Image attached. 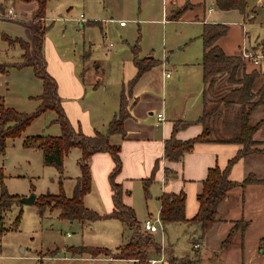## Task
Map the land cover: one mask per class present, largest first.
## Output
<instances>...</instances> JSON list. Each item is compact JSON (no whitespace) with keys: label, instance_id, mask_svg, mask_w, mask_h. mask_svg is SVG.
<instances>
[{"label":"rangeland","instance_id":"1","mask_svg":"<svg viewBox=\"0 0 264 264\" xmlns=\"http://www.w3.org/2000/svg\"><path fill=\"white\" fill-rule=\"evenodd\" d=\"M17 1L15 0L14 5H11L8 4L10 0H0V14L2 15L0 17L2 19L0 21V65H4L3 71L0 72V103L15 111L31 114L39 104L36 97L42 91L41 81L34 76L29 67L22 69L12 67L20 61L19 51L22 50L16 44H11L3 38V36L11 39L19 38L26 42L32 39L30 30L18 23L21 16L18 14L19 2ZM86 1L88 10L87 6L82 5V0H48L44 15L45 25L48 27L45 35L56 48L65 52L66 58L75 62L76 67L83 72V80L87 86L85 97L86 101H89V107L90 82L97 83V91L92 96L107 100L105 109H101L99 114L110 111V103L119 98L122 86L131 78L134 70L131 63L134 46L140 57L149 54L153 59L158 60L157 66L148 74V80L155 87V97L163 102L167 96V85L160 78V64L163 68L165 67V73L168 72L166 69L170 70L172 77L175 76L173 65L175 67L181 63H190L193 68H197V63L202 58V42L199 37L202 30L201 24L187 21H168L164 25L161 23L145 24L143 22L147 19L145 13L138 18L134 17L135 22H130L127 20L130 18L129 11L118 8L116 11H123L119 16L127 25L120 27L118 21L111 22L106 25V30L101 32L99 27L88 24L90 0ZM73 2L80 4L75 6ZM158 5L154 3V14L155 12L159 14L161 11ZM9 7L16 10L13 20L5 17V11ZM210 7L212 11L206 12V15H214L217 20L222 21L221 24L228 27L226 36L221 40V48L224 51L234 50L237 44L239 47L245 45L249 48L255 41L264 43V0H247L243 14L235 10L215 13L213 6ZM135 9L137 10V7ZM81 14L85 17L82 21L84 28L80 27ZM31 15L23 17L22 19L25 20L23 22L30 21ZM40 22L42 24V20ZM234 54L238 55L236 51ZM251 67L246 63L245 70L249 72ZM165 80L168 81V79ZM191 85L192 83L187 84L185 79H180L177 88L182 91ZM210 96L211 94L208 96L206 112L213 105ZM131 102L132 98L128 100V103ZM141 110L143 111V107L137 111ZM155 113L154 111L152 117L147 113L144 116L148 120L155 121ZM263 116L264 113L256 111L251 120ZM55 117V112L48 110L35 118L20 137L6 140L4 154H0V170L3 175L2 183L7 193L19 198L30 194L38 196L46 192L58 193L57 171L52 166L42 164L40 151L22 146V141L26 136H58L60 128L53 123ZM78 154L79 150L73 148L63 158L62 188L67 197L71 195L74 177L79 175ZM87 198L85 207L90 208L88 201L90 194ZM18 212H21V218L18 226L12 228V222ZM148 212L153 213L155 218L156 215L150 206ZM57 214L58 211L53 210L39 217L32 204H12L4 212L5 230L0 236V264H132L122 259L109 261L105 259L108 258L107 256L72 257L67 252L66 247L82 245L108 249L114 253L116 248L130 237L129 230L121 223L101 219L82 224L77 221L59 219ZM146 216L145 206L142 205L138 208L136 218L143 222ZM154 236L159 240V234ZM204 249L210 250L209 244L207 246L204 242L202 251ZM175 255L178 256V254ZM156 258H160V255ZM163 261L157 264H168L165 257Z\"/></svg>","mask_w":264,"mask_h":264},{"label":"crops","instance_id":"2","mask_svg":"<svg viewBox=\"0 0 264 264\" xmlns=\"http://www.w3.org/2000/svg\"><path fill=\"white\" fill-rule=\"evenodd\" d=\"M213 1L90 0V15L87 14L90 20L87 22L90 26L99 27L101 32L105 31L107 24L124 21L119 16L123 11H116V9L122 8L129 11L128 16L130 18L127 20L130 22H135L134 17L138 18L142 13H145L144 15L147 17L143 21L145 24L161 23L164 25L168 21L199 23L201 27L205 23L221 24L222 21L217 20L214 15H206L212 11L210 6H213L215 13L228 12L215 9ZM17 2H19L18 14L21 16L20 20L25 21L22 18L30 16L36 8V4L33 2ZM14 3L15 0H10L8 4L14 5ZM73 3H75V6L80 4L78 2ZM87 3V1L82 0V5L87 6L88 10ZM154 3L159 4L158 6L161 10L159 14L153 13ZM186 3L192 7L183 13L178 20L168 19L171 10ZM135 7H137V10ZM13 10L14 16H16V10L14 8ZM81 16L82 19L79 17L80 27L84 28L85 25L82 21L85 17L82 14ZM115 16L117 17L115 18ZM0 17H2L1 14ZM45 21L46 18L44 16L42 25L46 27ZM126 25L127 23L125 22L120 27H125ZM46 32L47 29L42 42L46 70L56 82L57 95L60 96L61 106L66 117L71 125L79 127L84 135L92 136L95 132L104 133L108 122L118 110L119 98L114 99L110 103V111L99 114L105 109L107 100L92 96L97 91V83L91 81L89 107V101H86L85 97L87 86L83 80V72L76 67L75 62L66 58L65 52L54 46V43L46 37ZM222 39L223 37L217 41V45L220 48ZM263 44L255 41L252 47L264 50ZM238 49L239 44L234 50L232 49L233 51L226 52L223 49L222 51L226 55H233L234 51L238 52ZM21 53L22 51H19V56ZM138 57L141 59L151 58L152 56L148 54L144 57L138 55ZM165 59L167 61V57ZM155 61L158 62V60ZM156 66L144 72L132 87L130 98H132L134 105L129 110V117L124 121L125 138L122 139L118 135H112L109 138L111 144L119 147L118 156L121 163L120 171L115 176L114 181L122 188V202L134 210L135 217L137 216L138 208L142 205L145 206L147 214L144 220L154 219L153 213L148 212L149 206L156 215L155 218L158 217L160 208L159 196L162 193H178L182 190L185 194L184 214L186 218H191L198 208L197 195L201 191L202 181L206 176L207 169L214 165L223 169L240 146L232 143L199 142L194 145L190 152L183 156L180 162L166 160L163 157L164 141L171 135L174 123L179 125V129L175 132V137L179 140L194 138L202 131V125L196 122L203 113L201 99L202 67L201 60L197 63V68H193L190 63H181L175 67L173 65L175 76L172 77L170 70L166 69L170 75L165 78V67L163 68V65L160 64V78L167 85V96L165 102H163L155 97V87L148 80V74ZM135 71L134 67L133 74L129 73L132 74L131 78L134 76ZM165 79H168V81ZM180 79H185L187 84L192 83V85L180 91L177 88L180 84ZM140 107H143V111H137ZM154 111L156 112L155 121L148 120L144 116L147 113V115L152 117ZM157 114H161V120H157ZM253 137L256 141H264V125ZM79 155L80 151L77 159ZM112 168V159L106 152L95 153L89 159L91 184L89 193L83 198V203L85 206V199L90 194V200H88L90 208H86L94 210L100 215L109 213L112 210L111 191L108 183V174ZM165 168L175 172L176 178L165 181ZM153 169H155L153 180L148 187V195L145 196L142 180L149 178ZM248 173L254 174L258 179H264L263 155L254 154L238 159L231 167L228 179L239 182ZM218 213L221 221L214 224L201 238L196 226L173 223L161 225L157 232L152 233L154 240L160 244L161 249L170 248L174 254H178V257H181L192 254L191 240L197 238L199 245L195 248L199 250L200 264H264V184H251L243 189L240 187L231 189L220 204ZM240 218L248 221V226L242 235V246L240 247L236 244L227 251L219 252L220 242L226 236L232 223ZM106 220L117 221L114 219ZM137 221L142 224L140 220ZM156 234H159V240L154 236ZM204 242L207 246L209 244L210 250L204 249L202 251ZM105 259L110 261L113 258L108 257ZM162 259L164 260L163 252L160 254V258H156L153 255L148 262L149 264H157L163 261ZM127 261L133 263V260Z\"/></svg>","mask_w":264,"mask_h":264},{"label":"trees","instance_id":"3","mask_svg":"<svg viewBox=\"0 0 264 264\" xmlns=\"http://www.w3.org/2000/svg\"><path fill=\"white\" fill-rule=\"evenodd\" d=\"M22 3H35L36 8L32 12L28 22L18 21L27 27L31 34L30 43L19 38L3 36L11 44H16L21 50L20 61L12 65L17 69L29 67L35 77L41 81V93L36 97L39 104L34 112L25 114L5 107L0 103V154H4L7 139L20 137L30 123L42 113L54 111L56 117L53 123L60 128L58 136L30 135L22 141L24 148H34L42 154V164L52 166L58 173V193H44L35 197L33 203L37 215L42 217L45 212L57 210L59 219L77 221L79 223L93 222L101 219H114L125 226L129 232V239L119 245L113 253L108 249L91 248L85 246L66 247L71 256L89 258L107 256L113 259L133 260L132 264H149L151 256H163L168 264H200V254L195 245H199L198 239L191 240L192 254L190 256H176L172 249H161L159 243L154 240L153 234L144 231L137 221L134 210L122 202V188L115 183L114 178L120 171L121 163L118 156L119 147L110 143V136L118 135L122 139L126 136L124 121L129 117V110L134 102L128 103L131 90L140 76L158 64L153 58H139L137 48L132 49V63L136 69L134 76L122 86L119 94V106L116 114L108 122L104 133L95 132L92 136L82 133L79 127H73L66 117L56 91V82L46 70V61L42 51V42L47 27L41 24L45 15V6L48 0H18ZM215 9L219 11L235 10L244 13L247 0H214ZM192 6L184 4L169 13V20H178L183 13ZM228 27L220 23H205L202 25L200 39L202 42V92L201 99L203 113L196 120L202 125L199 135L188 140H179L175 132L179 129L177 123L173 124L171 135L164 141L163 157L172 162H180L183 156L190 152L199 142L232 143L240 146L235 155L230 158L226 166L220 169L214 165L207 169L202 181L200 193L197 195L198 208L191 218L184 214L185 194L181 190L178 193H162L159 196L160 208L158 219L162 226L173 223H184L188 226H196L200 232V238L220 222L219 206L227 197V193L235 188H245L251 184H264V179H258L254 174L248 173L241 181H231L228 174L233 164L240 158L248 155L259 154L264 156V141L254 140V134L264 125V116L252 121L254 112L264 113V68L251 67L245 70L246 62L237 54L226 55L217 45V41L226 36ZM4 65H0V72ZM212 102V108L206 112V104ZM208 124V125H207ZM212 136V137H211ZM259 146H262L259 148ZM73 148L80 151L77 159L79 175L74 179L70 197H67L62 188L63 158ZM98 152H106L110 155L113 168L108 174V183L111 191L112 210L100 215L84 206L83 198L90 191L91 175L89 169L90 157ZM155 168V167H154ZM142 180L144 195H148V187L153 180ZM176 178L175 172L165 168L164 179L169 181ZM3 175L0 170V236L4 228V212L12 204H19L18 198L6 192L3 183ZM21 212L15 216L12 228L18 226ZM248 226V221L242 218L234 221L226 236L219 244V252L227 251L234 245L242 246V235Z\"/></svg>","mask_w":264,"mask_h":264},{"label":"built area","instance_id":"4","mask_svg":"<svg viewBox=\"0 0 264 264\" xmlns=\"http://www.w3.org/2000/svg\"><path fill=\"white\" fill-rule=\"evenodd\" d=\"M5 17L13 20L14 19V10L9 7L8 9H6V14ZM80 18L82 19V16H80ZM119 25H124V21H119L118 22ZM238 55L246 62L248 63V65L250 66H254L256 68H264V50H258V49H254V47L250 46L249 48H247L245 45L239 47L238 49ZM169 72L164 73L165 78L169 77ZM162 116L161 114H157V120H161ZM141 227L144 231L148 232V233H155L157 232L160 228H161V223L158 219V217L154 218V219H147L144 220L141 224ZM194 247H197V245H195Z\"/></svg>","mask_w":264,"mask_h":264},{"label":"water","instance_id":"5","mask_svg":"<svg viewBox=\"0 0 264 264\" xmlns=\"http://www.w3.org/2000/svg\"><path fill=\"white\" fill-rule=\"evenodd\" d=\"M35 195L34 194H30L29 196H22L20 198H18L17 202L19 204H32L35 201Z\"/></svg>","mask_w":264,"mask_h":264}]
</instances>
